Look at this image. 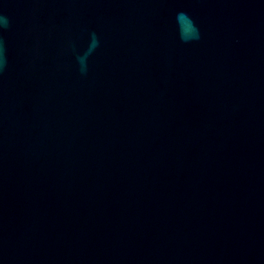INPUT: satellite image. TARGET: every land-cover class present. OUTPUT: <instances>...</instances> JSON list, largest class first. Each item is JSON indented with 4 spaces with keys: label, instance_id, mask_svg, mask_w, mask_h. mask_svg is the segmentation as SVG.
Wrapping results in <instances>:
<instances>
[{
    "label": "water",
    "instance_id": "1",
    "mask_svg": "<svg viewBox=\"0 0 264 264\" xmlns=\"http://www.w3.org/2000/svg\"><path fill=\"white\" fill-rule=\"evenodd\" d=\"M0 264H264V0H0Z\"/></svg>",
    "mask_w": 264,
    "mask_h": 264
},
{
    "label": "clouds",
    "instance_id": "2",
    "mask_svg": "<svg viewBox=\"0 0 264 264\" xmlns=\"http://www.w3.org/2000/svg\"><path fill=\"white\" fill-rule=\"evenodd\" d=\"M180 18L184 19V14H180ZM192 27H193V31L195 32L196 31L195 26L193 25ZM181 38L183 40L187 41L188 39L198 38V37H188V36L185 35V33L183 32V29H182L181 30Z\"/></svg>",
    "mask_w": 264,
    "mask_h": 264
}]
</instances>
